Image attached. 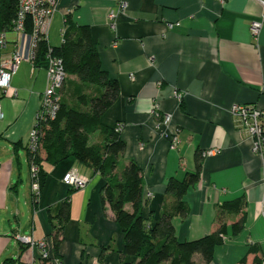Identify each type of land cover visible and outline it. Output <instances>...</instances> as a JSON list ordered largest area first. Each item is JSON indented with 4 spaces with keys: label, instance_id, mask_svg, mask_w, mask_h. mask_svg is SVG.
Segmentation results:
<instances>
[{
    "label": "crops",
    "instance_id": "1",
    "mask_svg": "<svg viewBox=\"0 0 264 264\" xmlns=\"http://www.w3.org/2000/svg\"><path fill=\"white\" fill-rule=\"evenodd\" d=\"M126 3L110 21L113 0H59L49 28L60 32L66 17L87 26L102 68L116 81V98L100 120L120 125L125 150L117 171L130 160L139 166L146 201L142 214L155 220L168 178H180L193 169L196 149L218 148V153L203 157L200 179L184 196L187 216L172 219L175 235L193 240L208 234L217 206L244 194L243 230L237 235L228 232L208 264H240L244 256L241 264H258L246 253L250 244H257L264 256V173L229 107L245 103L264 109V23L257 39L249 31L251 20L264 11V0ZM176 22L172 28L166 26ZM2 32L0 54L19 51L24 59L11 76L9 91L0 92V262L20 256L25 264H41L40 250L29 247L21 252L13 237L18 233L47 241L49 259L43 264H118L123 235L101 200L104 179L91 167L72 157L53 166L43 163L46 178L33 204L25 140L39 108L46 71L28 58V33L13 28ZM75 84V77L67 75L63 95ZM173 88L181 92L180 101L173 98ZM154 103L161 115H171L168 125L154 114ZM175 132L179 141L172 147L169 135ZM91 139L97 142L96 133ZM70 168L88 183L70 192V218L55 255L49 234L57 205L69 192L61 179ZM194 259L201 264L198 254Z\"/></svg>",
    "mask_w": 264,
    "mask_h": 264
},
{
    "label": "trees",
    "instance_id": "2",
    "mask_svg": "<svg viewBox=\"0 0 264 264\" xmlns=\"http://www.w3.org/2000/svg\"><path fill=\"white\" fill-rule=\"evenodd\" d=\"M16 8V0L0 1V30L13 28ZM61 30V42L57 46H51L48 38L39 36L32 59L34 65L45 67L50 48L51 54L61 59L65 75H73L76 79L69 94L63 95L65 76L58 90V109L54 118L37 124L41 142L39 150L31 154L25 146L29 165L37 162L39 166V191L46 178L43 163L53 166L72 157L91 167L104 179L100 188L101 200L110 207L123 235L118 264H199L194 259L196 254L200 256L201 264H208L214 249L224 243L228 232L237 235L243 230L246 220L244 194L224 200L217 206L214 226L208 234L193 240H178L172 219L176 216L185 218L188 214L184 196L199 181L202 169V150L196 149L193 169L185 170L180 178L171 176L166 181L158 217L155 220L144 218L142 210L146 201L143 198L141 169L130 160L117 171L125 143L118 124L108 126L100 120L116 98V81L102 68L87 26L78 25L66 17ZM25 31H30L29 25H26ZM94 133L95 143L91 139ZM71 191L58 203L54 215L56 221L52 223L49 234L55 255L62 242L63 227L70 218ZM38 196L39 193L34 194V204ZM248 253L254 255L255 263L261 264L264 256L260 255L261 249L257 244H250ZM46 259L41 257V264ZM98 259L101 260V256ZM244 261L245 256L239 263ZM0 264L25 263L17 256L5 257Z\"/></svg>",
    "mask_w": 264,
    "mask_h": 264
},
{
    "label": "built area",
    "instance_id": "3",
    "mask_svg": "<svg viewBox=\"0 0 264 264\" xmlns=\"http://www.w3.org/2000/svg\"><path fill=\"white\" fill-rule=\"evenodd\" d=\"M224 3V0H220ZM17 8L16 15L13 20V29L17 32L28 33L29 56L31 60L34 57V50L37 45L38 37L47 38L50 22L56 10L58 9L59 0H16ZM114 7L108 13V19L113 21L116 16L123 12L127 3L126 0H113ZM264 23V11L258 19L251 20L249 31L254 39H257L262 25ZM176 23H167L168 28H172ZM26 25L30 26V31L26 32ZM62 31V30H61ZM4 45V34L0 33V46ZM47 55V63L45 66L46 82L45 88L41 94L39 108L35 114L32 131L29 142L26 144L31 154L36 153L38 149V141L40 139L37 124L41 121L54 118L58 109V90L62 86L65 78V72L62 68L61 59L51 54L49 48ZM24 59V56L19 52L0 54V92L6 94L10 89V80L13 73L16 71L19 63ZM172 96L175 100L180 101L182 94L176 88L172 89ZM159 105L154 103L153 112L157 117H160L163 124L168 125L171 121L169 113L160 114ZM229 112L235 120L238 132L243 133L251 140L252 151L261 159V167L264 173V109L255 104L233 103L229 107ZM2 117L0 107V118ZM120 129V125H118ZM167 136V134H164ZM170 136V146H176L179 141L178 134L175 132ZM220 150L216 147L202 150V156H210L218 153ZM38 164L30 163V172L33 179V194H37L39 190ZM62 182L68 187H82L87 182V178L77 172L75 168H70L62 177ZM19 241H30L27 236H17ZM41 248V257H48V252L45 250L46 243L43 240L39 241ZM31 248L34 243H30ZM261 264H264V258Z\"/></svg>",
    "mask_w": 264,
    "mask_h": 264
},
{
    "label": "rangeland",
    "instance_id": "4",
    "mask_svg": "<svg viewBox=\"0 0 264 264\" xmlns=\"http://www.w3.org/2000/svg\"><path fill=\"white\" fill-rule=\"evenodd\" d=\"M49 28H50V26H49ZM47 38L49 39L51 45L57 46L61 42V33L60 32L54 33V32H52L51 29H49L48 30V34H47ZM56 42H57V44H54ZM66 77H67V75H66ZM87 91L90 92V93H92V91L90 89H87ZM34 119H35V116H34ZM32 127H33V123H32V126L29 129V132H28V135H27V139L25 140V143H28L29 142L30 134H31V131H32ZM40 145H41V142H40V139H39V141H38V149L37 150H39ZM203 157H206V156H203ZM31 163H34V162H31ZM35 163L37 164V162H35ZM38 168H39V166H38ZM29 174H30V192H31V198H32V201H33L34 194H33L32 189H33L34 183H33L32 175H31V172H30V165H29ZM87 183H88V179H87V182L85 183V185L82 186V187H71V186L70 187L67 186V187H68L69 190L72 189V191H73V190L83 189L86 186ZM39 190H38L37 194L40 193ZM33 204H34V202H33ZM17 236H27V237H29L30 241H28V242L19 241V239L17 238ZM13 237H14V240L21 246V248H23V250H25L26 248L31 247L30 246V243L32 242V243H34V247L33 248H36V249L40 250V252H41V248L42 247H40V245H39V241L40 240H43L46 243V246H47V241L45 239H35L32 236H30V235H21V234L15 233ZM45 250L47 251V247H45ZM46 258H47L46 260H48L49 259V256L46 257Z\"/></svg>",
    "mask_w": 264,
    "mask_h": 264
}]
</instances>
